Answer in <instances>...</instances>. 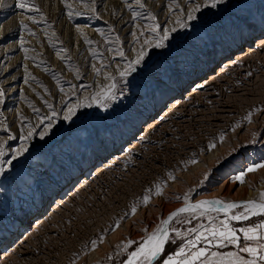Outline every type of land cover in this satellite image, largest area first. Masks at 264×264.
Here are the masks:
<instances>
[{
  "label": "rangeland",
  "instance_id": "1",
  "mask_svg": "<svg viewBox=\"0 0 264 264\" xmlns=\"http://www.w3.org/2000/svg\"><path fill=\"white\" fill-rule=\"evenodd\" d=\"M19 2H0V264H126L146 233L185 206V195L189 203L236 202L244 192L229 185L264 183V0L203 9L198 16L206 24L198 19L197 27L178 30L170 47L150 50L149 66L125 80L119 69L127 60L115 49L134 57L133 34L148 35L152 23L171 28L192 0H142L144 8L136 0H26L39 11L22 10ZM113 82L114 99L81 106L72 121L63 120L65 105L87 104ZM49 104L61 114L52 132L32 137L28 151L13 159L28 124L51 114ZM231 224L256 227L264 217ZM200 225L208 226L209 217L173 221L170 243L153 264L194 239L189 229ZM237 234L241 245L257 246ZM212 251L251 259L235 245Z\"/></svg>",
  "mask_w": 264,
  "mask_h": 264
},
{
  "label": "snow or ice",
  "instance_id": "2",
  "mask_svg": "<svg viewBox=\"0 0 264 264\" xmlns=\"http://www.w3.org/2000/svg\"><path fill=\"white\" fill-rule=\"evenodd\" d=\"M2 2V0H0ZM194 6L186 12V15L178 18L171 28L161 27L159 23H152L146 27L148 35H145L144 31H139V34H133L135 36V44H138V48H134L135 56L132 58H126L123 50L115 49L116 54L126 59V65L119 69L120 79L125 80L129 75L136 73L138 68H147L151 62L150 50L152 49H164L170 47L168 41L173 39L178 30H187L190 27H197L192 24L193 21L201 20V23L206 24L207 21L201 19L198 14L203 15V9H217L218 6L226 5L228 0H203V4L195 3L192 0ZM136 4L140 8H144L145 5L142 0H136ZM20 9H27L29 11H39L34 6L29 7L26 0H20L17 5ZM70 7V6H69ZM94 11V10H93ZM69 16L72 12L69 11ZM137 13H133L132 19L135 20ZM149 19L155 21L156 17L149 15ZM26 27L25 25H21ZM141 37H144L141 39ZM112 39V38H109ZM91 43V41H87ZM115 43H119V36L115 37ZM23 43V41H21ZM147 62V63H146ZM108 80H114V77H105ZM116 84L110 83L100 89L99 92L91 96V100L87 104L81 105L80 103L72 106H67V111L62 114L63 120L72 121L76 116L77 110L83 107H91L93 102H103L110 99H114V90ZM5 94L0 91V104H3ZM51 109V114H45L43 117L38 118V123L27 126V132L22 134V142L19 148H16L13 153V159L18 156L24 155L28 151L29 142L32 137L39 136L40 140H44L53 129L55 120L61 115L52 108V105H47ZM35 112H39V109H34ZM47 122V123H45ZM3 123V121H0ZM39 129V131H37ZM7 131V128H5ZM15 139V137H13ZM4 145L0 144V158L4 157ZM4 161L0 159V174H3L5 168L3 167ZM7 163H11L8 161ZM260 168H264V165H260ZM256 169L249 168L248 172H254ZM171 175V174H169ZM207 179V176L205 177ZM237 179L243 183V177H237ZM156 194L160 195V188L157 186ZM179 199V198H178ZM184 205L179 207L176 211L171 212L166 219H162L157 228L151 233H146L143 242L138 245L136 250L131 251L128 255L126 264H153L158 256H161L165 251V245L170 243L169 226L173 221L180 222L182 214H190L195 217L209 216V225H200V230L195 228L189 229V234L195 233L194 239H188L178 251H175L174 255L169 256L163 260V264H264V224L257 225L256 227L240 228L237 230L231 224V221H245L251 220L252 217H264V192L259 194V200L249 199L244 202H231L222 199L214 200H200L195 203H189V197L184 196ZM143 204L147 205L149 202V195L143 197ZM239 210V211H237ZM136 212L135 205L132 206V213ZM223 213L224 219L216 221V216L212 215ZM176 236H182L183 233L172 229ZM243 234V240L252 242L255 241L257 246H243L240 244L241 237L237 232ZM95 241H93V244ZM133 244L132 240L127 241L128 247ZM203 246H199V245ZM226 245H235L240 248V251L248 254L251 259L245 260L238 256L236 253H229L227 257H221L219 253L212 251V247L223 248ZM214 257L216 259H211Z\"/></svg>",
  "mask_w": 264,
  "mask_h": 264
},
{
  "label": "bare ground",
  "instance_id": "3",
  "mask_svg": "<svg viewBox=\"0 0 264 264\" xmlns=\"http://www.w3.org/2000/svg\"><path fill=\"white\" fill-rule=\"evenodd\" d=\"M256 41H257V44H261L262 43V41H260V40H257L256 39ZM250 49L246 46V51H249ZM238 57V56H237ZM231 63V61H226L225 62V64L226 65H228V64H230ZM169 104H171L170 106H173V105H175V102L174 101H172V102H170ZM152 123H154V122H150V123H148V124H146V126H147V128H150L151 126H153V124ZM152 124V125H151ZM145 126V127H146ZM146 128V129H147ZM232 178V177H231ZM247 181V180H246ZM253 182V181H252ZM228 183V181L226 180V182H224L223 183V185H221V186H219V193L220 192H223L224 191V188L226 187V185H228L227 184ZM247 183V182H246ZM244 184V183H243ZM243 184H235V183H233V185H229L230 186V189L231 190H243V192H244V197L241 199V200H239V201H236V202H244V201H247V200H249V199H254V200H257L258 201V195L263 191V189H264V183L262 182L259 186H257V187H253V185H250V182L248 183V186H246V185H243ZM254 184V183H253ZM249 185H250V187H249ZM227 188V187H226ZM236 191V192H237ZM231 192V191H230ZM215 193V192H214ZM215 199V197H206V198H200V199H197V200H195V202H198V201H200V200H214ZM61 202V201H60ZM195 202H193V203H195ZM235 202V201H234ZM213 214H215V213H213ZM212 214V215H213ZM207 216V215H206ZM218 216H224L223 215V213L221 212L220 214H218ZM207 217H209V216H207Z\"/></svg>",
  "mask_w": 264,
  "mask_h": 264
}]
</instances>
